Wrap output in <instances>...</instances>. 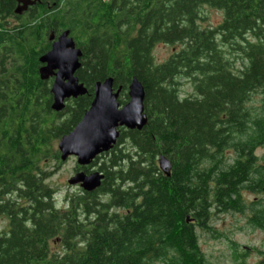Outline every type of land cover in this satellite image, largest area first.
Returning a JSON list of instances; mask_svg holds the SVG:
<instances>
[{
	"label": "trees",
	"instance_id": "trees-1",
	"mask_svg": "<svg viewBox=\"0 0 264 264\" xmlns=\"http://www.w3.org/2000/svg\"><path fill=\"white\" fill-rule=\"evenodd\" d=\"M41 2L22 20L0 9V215L9 220L0 264H207L197 230L212 231L214 212L243 213L244 189H264V156L255 153L264 148V0ZM205 8L222 13L215 28L200 25ZM54 30L69 31L81 51L76 77L87 90L60 113L39 78ZM156 44L178 48L158 63ZM133 77L146 127L122 129L89 167L104 176L97 191L57 207L45 184L47 163L59 160L52 142L80 122L97 82L113 78L124 105ZM181 80L193 94H181ZM124 142L129 150L117 148ZM250 210L261 225L262 211Z\"/></svg>",
	"mask_w": 264,
	"mask_h": 264
},
{
	"label": "water",
	"instance_id": "water-1",
	"mask_svg": "<svg viewBox=\"0 0 264 264\" xmlns=\"http://www.w3.org/2000/svg\"><path fill=\"white\" fill-rule=\"evenodd\" d=\"M18 3L14 10L17 16L35 4L32 0H18ZM49 40H53L52 35ZM81 57L82 53L75 47L70 32L65 31L52 43L50 51L39 58L42 65L40 80L54 79L50 87L52 112L60 113L68 101L87 95L86 88L76 77L81 68ZM120 93L121 88L114 89L113 78L94 85L88 110L75 128L58 142L57 151L61 162L74 158L78 168L90 167L98 157L113 149L122 129L141 131L146 127L148 118L144 112L145 92L141 83L135 77L130 80L128 101L124 105L118 102ZM157 166L163 176L170 177L171 164L165 156H158ZM103 179V174L97 171L89 174L80 171L67 183L70 187L77 186L86 193H93L100 188Z\"/></svg>",
	"mask_w": 264,
	"mask_h": 264
},
{
	"label": "rangeland",
	"instance_id": "rangeland-1",
	"mask_svg": "<svg viewBox=\"0 0 264 264\" xmlns=\"http://www.w3.org/2000/svg\"><path fill=\"white\" fill-rule=\"evenodd\" d=\"M204 21L200 23L203 29L215 28L222 21V13L213 9L205 8L202 10ZM178 46L156 44L152 50V54L158 63L165 61ZM179 90L182 95L193 94L191 85L184 80L179 83ZM252 103L257 105L259 99L252 98ZM67 114H64L59 120L65 119ZM59 140L52 142V149L57 153V145ZM117 148L129 150L128 142H124ZM256 155L260 158L264 156V148L256 150ZM59 155V153H58ZM225 157L232 160V151L225 152ZM102 159L99 163L103 162ZM48 171L50 177L45 184L54 191L53 202L57 207L65 204L69 196H78V192L74 187L68 186V180L72 178L77 169L76 160L68 158L65 162L49 160ZM90 173L96 172V167L89 168ZM89 174V173H88ZM104 198V197H102ZM243 205V213H235L232 211L225 213H213L210 228L212 231L197 230L199 239V247L204 254L207 264H259L264 256V221L260 225L251 223L253 212L250 210L252 206L255 209L262 211L264 219V192L252 193L249 190L241 192ZM257 205V207H256ZM7 220L0 215V233L7 229ZM55 240L51 243L52 251L59 249L60 244L54 245ZM152 264H164L161 261H155Z\"/></svg>",
	"mask_w": 264,
	"mask_h": 264
},
{
	"label": "flooded vegetation",
	"instance_id": "flooded-vegetation-1",
	"mask_svg": "<svg viewBox=\"0 0 264 264\" xmlns=\"http://www.w3.org/2000/svg\"><path fill=\"white\" fill-rule=\"evenodd\" d=\"M32 1L35 2L34 5H32L31 7H28V9L26 10V12H24L22 15H20V16L14 15V17H17L20 20L26 19L27 16L30 14V12H32L34 9H37L38 10V8H41L42 7L41 5L43 3L41 2V0H32ZM18 4H19L18 3V0H0V9L11 8L13 10V14H14V10L18 7ZM3 15L5 16L6 13L4 12ZM5 21L6 22H13L14 20L12 18H8V19H5ZM63 32H65V31L56 32L54 30L53 32H51L49 34V37H48L49 50L48 51H50L52 43L55 42L58 39V37ZM51 35L53 36V40L52 41L49 40L50 37H51ZM75 47L77 48L76 44H75ZM41 67H42V65H41ZM53 81H54V79L53 78H50L46 82H50V87H51ZM84 169H87V172H90L89 171V167H87V168H81V169L77 167V169L74 170V173H78L80 171L84 172L83 171ZM85 174H88V173H85ZM74 189H76L78 192H82V190L79 187H77V186L74 187ZM117 210L119 211L120 209L118 208ZM2 216H4L6 218V220H7V226H9V220H8V218L5 215H2Z\"/></svg>",
	"mask_w": 264,
	"mask_h": 264
}]
</instances>
